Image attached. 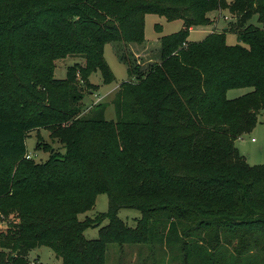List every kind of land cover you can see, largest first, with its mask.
I'll return each mask as SVG.
<instances>
[{
  "label": "trees",
  "instance_id": "obj_1",
  "mask_svg": "<svg viewBox=\"0 0 264 264\" xmlns=\"http://www.w3.org/2000/svg\"><path fill=\"white\" fill-rule=\"evenodd\" d=\"M43 1L26 0L28 7L22 6L23 13L13 23L29 20L32 9ZM80 1L86 3L75 6L81 22L77 39L62 30L56 33L51 27L40 37L36 53L38 57L61 58L72 53L84 57L85 64L72 66L66 79L54 78L52 69L40 72L43 80L56 88L71 89L69 109L50 113L48 117L15 118L0 108V161L22 159L27 153L26 139L30 132L54 130L56 126L67 152L65 165L57 167L51 161L33 169V181L28 176L0 178V199L17 197L22 185L30 188V196L41 193L59 198L50 215L32 214L30 218L35 221L27 226H16L8 235L0 232L2 264H28V252L39 245L51 247L62 264H99L110 243L121 238L152 242L157 227H161L158 232L161 242L173 232L181 231L180 235L186 238L192 232L205 231L197 244L211 246L207 235L217 234L220 263L228 253L224 244L232 233L235 234L232 240L240 241L243 252H247L250 244L264 239V165L250 167L234 142L252 129L264 110V0H235L232 4L239 13L236 22L195 43L188 40L190 32L211 25L212 13L228 9L230 4L226 0H139L134 4V0H102L106 4L102 11L98 0ZM148 14L164 16L168 21L181 20L184 24L181 32L160 39L162 63L143 73L138 64H133L117 48V56L127 65L131 79L119 88L115 101L117 124L104 120L102 107L94 117L72 124L84 100L74 85L77 73L86 76L88 86H94L89 77L97 72L103 74L106 84L112 83L115 78L105 61V46L144 44ZM255 16L262 27L250 25ZM229 31L238 34V45H227ZM34 35L32 31L28 34ZM18 60L23 67H31L27 51L21 50ZM146 85L167 90L162 101L168 104L166 112L172 117L175 137L170 147L160 148L153 158L148 155L150 151H141L143 129L152 125V121L145 119V110L153 101L138 94ZM232 89L251 91L229 100L227 93ZM47 100L46 96L41 101ZM47 104L54 109L53 102ZM65 123L71 124L63 127ZM109 125H116L123 133L125 176L129 181L127 198L160 199V203L142 206L118 202L105 182L88 192L79 185L84 179L91 181L92 175L86 166L92 160L82 149L83 134L100 135ZM164 130L172 131L168 126ZM95 172H99L97 166ZM61 178L66 180H57ZM73 178L78 181L73 182ZM101 194L109 196V211L97 219L81 221L79 216L91 211ZM124 208L142 212L135 228L118 217ZM106 221L108 224L103 226ZM99 227L102 228L98 239L85 238L86 230ZM167 228L173 232L168 233ZM28 231L36 234L18 240V236ZM213 248L217 250L216 243ZM3 249L16 254L7 257Z\"/></svg>",
  "mask_w": 264,
  "mask_h": 264
},
{
  "label": "rangeland",
  "instance_id": "obj_2",
  "mask_svg": "<svg viewBox=\"0 0 264 264\" xmlns=\"http://www.w3.org/2000/svg\"><path fill=\"white\" fill-rule=\"evenodd\" d=\"M99 1V9L102 11L106 4ZM139 0H134L133 4ZM229 5L227 10H220L212 13L210 19L213 21L207 27L194 28L189 35V42H202L213 32H222L229 23L236 22L239 17L238 11L234 8L235 0H226ZM86 1L80 0H44L37 8L32 9V16L25 22L13 23L20 17L22 6L28 7L26 0H0V108L4 109L15 118L27 117H48L50 113L58 110L67 111L70 106L69 96L71 89L68 86L55 87L44 81L41 73L43 70L52 69L56 79H66L69 69L76 63L85 64V59L80 53L68 54L65 57H38L37 46L41 36L54 27L56 33L61 30L66 32L70 38L77 39L80 32V23L76 16L75 6H82ZM221 14V15H220ZM225 18H228L226 20ZM93 20H98L95 18ZM108 24V21H105ZM250 25L262 27L257 16ZM97 29L95 23L90 25ZM184 29L183 21H168L164 16L148 14L145 18V43H112L105 46V61L112 71L115 80L106 84L101 72L94 73L89 77V82L94 86L86 85L85 75L77 73L74 85L84 96L81 102L80 113L73 121L89 119L94 117L104 108V120L117 124V110L115 101L121 91L120 86L129 79L128 67L120 61L117 56V48L122 50L133 64H138L141 72L145 73L155 64L162 63V48L160 39L177 34ZM32 31L34 37H29ZM226 42L228 46L238 45V34L227 32ZM21 50L29 53L31 67H23L18 54ZM135 81V78L133 79ZM251 89H232L227 93L229 100H236L249 93ZM166 89L157 88L153 85L143 86L139 91L141 98H149L151 102L146 105L145 119L152 121L143 129L142 152L148 153L151 158L160 150L171 146L174 136L172 130V117L166 112L167 103L162 101ZM48 97L46 103L41 100ZM129 97V101L131 102ZM53 102L54 109L48 107L47 103ZM26 104L27 107L24 105ZM47 104V105H46ZM53 104V105H54ZM155 106V107H154ZM206 107V104H204ZM157 109H161L160 112ZM70 123V124H71ZM63 124V127L70 125ZM164 126L170 127V133L164 130ZM32 131L26 139L27 153L16 161H0V178L28 176L33 181V169H39L53 161V165L59 167L65 165L67 157L66 146L62 139L59 126ZM123 133L116 125L108 126L100 135L90 133L83 134L82 149L88 153L92 161L86 166L92 172L91 181L84 179L79 185L83 191H91L96 185L106 183V186L114 193L116 201L126 202L132 205H146L150 202L160 203L159 199L129 200L127 189L129 181L125 176L126 155L122 150ZM39 146V149L37 148ZM234 146L240 154L246 158L250 167L264 165V110L260 111L257 122L242 136L237 138ZM93 165V166H92ZM99 172H95V167ZM65 181L66 179H57ZM73 182L78 179L73 178ZM30 188L22 185L19 188L17 197L0 199V232L8 235L10 230L16 226H27L35 221L30 218L32 214L52 213L51 208L58 204L59 198L56 195L32 194ZM110 209L109 196L101 194L97 197L94 208L79 216L81 221L86 218L95 219L98 215L107 213ZM118 217L129 227L135 228L142 218V212L137 209L124 208L119 211ZM97 219V218H96ZM98 220H95L96 224ZM108 222H103L106 226ZM102 226V227H103ZM101 227V228H102ZM99 228L88 229L84 236L88 240L99 238ZM161 227L156 228V237L152 242L134 241L131 238H121L108 245L106 252L100 258L99 264H264V239L255 241L249 245L248 251H244L240 241L234 239V233L227 238L223 263H220V240L217 234L210 233L208 239L212 241L211 246L200 244L199 239L205 235V231L192 232L188 237H182L181 231L174 233L167 228L171 236L163 242L160 241ZM36 232H26L18 236V240L29 238ZM212 239V240H211ZM220 239V238H219ZM217 244V250L213 248ZM200 244V245H199ZM2 252L11 257L16 252L3 249ZM28 264H62L53 249L47 245H39L30 250L26 256ZM3 256L0 252V264Z\"/></svg>",
  "mask_w": 264,
  "mask_h": 264
},
{
  "label": "built area",
  "instance_id": "obj_3",
  "mask_svg": "<svg viewBox=\"0 0 264 264\" xmlns=\"http://www.w3.org/2000/svg\"><path fill=\"white\" fill-rule=\"evenodd\" d=\"M226 20H228V18H225Z\"/></svg>",
  "mask_w": 264,
  "mask_h": 264
}]
</instances>
